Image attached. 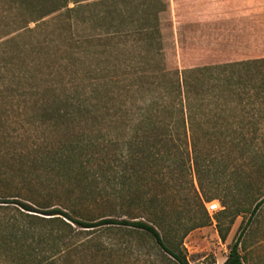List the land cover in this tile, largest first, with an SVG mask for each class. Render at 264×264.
<instances>
[{"label":"trees","instance_id":"obj_1","mask_svg":"<svg viewBox=\"0 0 264 264\" xmlns=\"http://www.w3.org/2000/svg\"><path fill=\"white\" fill-rule=\"evenodd\" d=\"M89 1L67 0L47 14L65 11L63 24L70 26L74 8ZM39 9L30 3L3 8L8 19L0 16V40L5 32L31 31L42 19ZM99 21L109 16L101 13ZM35 86L22 92L24 108L50 130L51 142L35 145L36 174L27 183L33 188H0V264H62L96 247L102 231L129 230L151 237L160 264H190L175 241L208 225L206 205L214 200L229 226L250 215L223 263L244 264L240 247L264 194L241 204L221 179L244 170L236 162L254 158L264 140V58ZM172 182L188 193L181 204L189 207L186 217L175 219L151 191L163 186L166 192ZM12 210L17 213L9 215ZM216 221L226 240L222 220Z\"/></svg>","mask_w":264,"mask_h":264},{"label":"rangeland","instance_id":"obj_2","mask_svg":"<svg viewBox=\"0 0 264 264\" xmlns=\"http://www.w3.org/2000/svg\"><path fill=\"white\" fill-rule=\"evenodd\" d=\"M65 2L0 0L4 18L8 16L3 8L21 9L29 3L40 8L36 16L43 15L31 25V31L5 32L0 40L1 191L33 188L34 184L27 183L36 174L32 164L35 145L44 148L51 142L50 130L35 123L33 111L24 108L23 91L52 82L89 83L157 72L164 66L184 70L264 58V0H108L104 5L91 0L79 7L70 3V8L75 7L70 26L63 24L65 11L47 14L51 7ZM101 13L109 16L108 22H97ZM255 147L254 158L236 162L244 170H229L221 179L241 204L257 191L264 194V140L260 138ZM176 183L166 192L163 186L151 190L162 196L175 219L189 215V207L181 206L188 193L173 186ZM222 210L220 205L211 214L206 208L211 216L208 225L190 232L182 243L175 241L190 264L226 261L239 228L250 215L238 217L229 226ZM195 212L201 216L200 209ZM15 213L12 210L9 215ZM218 218L226 240L219 235ZM97 241L93 249L64 259L62 264H160L162 260L151 237L138 231H102ZM240 252L244 264H264V204L253 218Z\"/></svg>","mask_w":264,"mask_h":264},{"label":"built area","instance_id":"obj_3","mask_svg":"<svg viewBox=\"0 0 264 264\" xmlns=\"http://www.w3.org/2000/svg\"><path fill=\"white\" fill-rule=\"evenodd\" d=\"M209 213H216L220 210V204L217 201H212L206 205Z\"/></svg>","mask_w":264,"mask_h":264}]
</instances>
